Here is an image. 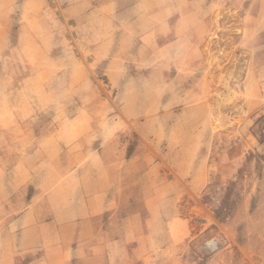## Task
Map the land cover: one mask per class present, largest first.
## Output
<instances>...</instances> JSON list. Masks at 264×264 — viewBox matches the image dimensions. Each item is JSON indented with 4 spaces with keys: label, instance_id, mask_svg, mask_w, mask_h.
Instances as JSON below:
<instances>
[{
    "label": "rangeland",
    "instance_id": "374dc122",
    "mask_svg": "<svg viewBox=\"0 0 264 264\" xmlns=\"http://www.w3.org/2000/svg\"><path fill=\"white\" fill-rule=\"evenodd\" d=\"M108 179L115 201L74 240L264 264V0H0V251L37 194L62 221ZM148 208V228L126 220Z\"/></svg>",
    "mask_w": 264,
    "mask_h": 264
},
{
    "label": "crops",
    "instance_id": "0c3cea01",
    "mask_svg": "<svg viewBox=\"0 0 264 264\" xmlns=\"http://www.w3.org/2000/svg\"><path fill=\"white\" fill-rule=\"evenodd\" d=\"M103 146L104 144L97 148L95 153ZM111 185L113 184L108 179L103 186L92 191L89 197L92 200L90 208L85 213L62 221L57 218V212L51 206L48 195L42 193L34 196L25 203L19 213L14 212L17 213L16 216H13V221L6 227L15 231L17 244L14 250L9 251V254L0 251V264H130V261L124 262V256L121 254L112 255V247H126L122 241L107 239L103 244V242L86 237L73 239L76 232L97 229L91 220L103 213L104 208L102 207L105 203L115 201L116 193H113ZM148 209L144 224L136 213L128 215L126 220L129 221V216H131L136 222L139 219L140 230L143 225L148 228V220L153 216L151 208ZM110 224L111 221L102 224L100 231L107 230ZM53 227L69 230L67 234L69 238L63 246H55L47 242ZM152 259L153 263L149 264H157L159 261L156 255Z\"/></svg>",
    "mask_w": 264,
    "mask_h": 264
},
{
    "label": "bare ground",
    "instance_id": "6f19581e",
    "mask_svg": "<svg viewBox=\"0 0 264 264\" xmlns=\"http://www.w3.org/2000/svg\"><path fill=\"white\" fill-rule=\"evenodd\" d=\"M228 75V74H227ZM223 81V80H222Z\"/></svg>",
    "mask_w": 264,
    "mask_h": 264
}]
</instances>
